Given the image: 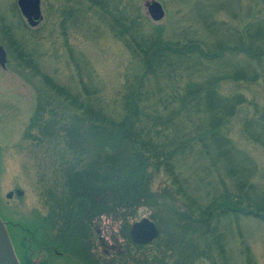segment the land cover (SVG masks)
Masks as SVG:
<instances>
[{
  "label": "rangeland",
  "instance_id": "374dc122",
  "mask_svg": "<svg viewBox=\"0 0 264 264\" xmlns=\"http://www.w3.org/2000/svg\"><path fill=\"white\" fill-rule=\"evenodd\" d=\"M149 1L41 0L43 18L31 26L18 0H0L8 54L0 65V214L12 221L15 250L26 235L47 261L36 242L44 233L65 251L51 252V264H92L89 253L98 264H183L182 253L186 264H264V0H157L165 10L158 21ZM157 39L219 56L158 49L151 66L146 50ZM203 87L238 102L235 112L213 120ZM133 89L127 135L148 159L142 165L126 146L93 142L123 122ZM39 111L47 123L30 125ZM216 124L221 140L208 128ZM114 167L132 174L133 193L116 196L114 185L85 193L97 177L108 185ZM19 188L23 195L7 197ZM216 199L263 216L210 217ZM145 216L160 233L135 246L128 230Z\"/></svg>",
  "mask_w": 264,
  "mask_h": 264
},
{
  "label": "trees",
  "instance_id": "16d2710c",
  "mask_svg": "<svg viewBox=\"0 0 264 264\" xmlns=\"http://www.w3.org/2000/svg\"><path fill=\"white\" fill-rule=\"evenodd\" d=\"M158 49H161V50H167L169 51L170 53H173V54H179L178 56H181V54H189V53H192V52H195V53H200L201 55L205 56V57H208V58H215L217 56H219V53H213L212 55H209L205 52H203L200 48H188L187 50H185L184 53L183 50H180V49H177V48H174L173 46L171 45H166V44H163V42L160 40V39H157L156 41L153 42V44L151 45V47H149L146 52H147V57H148V64H151V66H154L155 65V62H154V59L156 57L155 55V52H157ZM160 50V51H161ZM224 50V49H223ZM243 51H246V53H251L253 54L254 56H256L253 52L251 51H248V50H244V49H241ZM154 51V52H153ZM189 52V53H188ZM261 53H264V51H261ZM175 54V55H176ZM217 54V55H216ZM237 72L239 73V75L241 76V74L243 73V70H237ZM203 89H205V97H206V103H207V109L210 110L212 113V119L215 120V119H219V117L221 119L219 120H224V114H233V112H235L236 110V105L238 104L237 103H231L229 102L228 99H225V97H222V96H218V100L215 99L216 95L214 93V89L212 87H203ZM136 89H133L132 91V94L131 96L129 95V97H127L128 99L126 100L127 103H126V114L124 116V119H123V122L121 124H117L115 125V128L110 132V134L108 133L107 135H95L94 136V139H93V142L95 143V145L97 147H102V148H106L107 146L111 145V146H114V147H125L126 151L129 153V156L130 158L132 159L133 163L136 164V165H142V163H146L148 161L147 158H145L144 154H142L141 152H139L138 150L135 151V148L131 147L132 143L131 141H129V136L127 135V132L129 133V127H131L133 125V120L135 118V114H136V110H135V96L137 95V92L135 91ZM136 92V93H135ZM198 92V91H196ZM199 94H197L196 96H193L194 99H196L197 96H199ZM213 95V99L214 101L209 100V97ZM134 96V97H133ZM203 96V94H202ZM199 98V97H197ZM217 101H220L219 104H217L216 102ZM221 101L222 103L224 104V108L221 106ZM205 103V104H206ZM41 110V109H39ZM221 115V116H219ZM223 117V118H222ZM212 120V121H213ZM44 117H43V113L39 111V115H34L31 119V124L32 126H36V127H40L41 125L46 124L47 122H44ZM211 121V123H212ZM219 124V123H217ZM214 125V127L210 126L208 128H210V130L212 131V134L218 136V134L215 133L214 129L215 127L217 126ZM218 139L221 140V136H218ZM132 156V157H131ZM136 158H137V161H136ZM127 173V171L125 170H120L119 168L117 167H114L113 169V173H111L110 177H109V181H108V185L104 182L101 184L98 183V177L95 178V180H93V182H95V185H93V188L94 190L92 191H85V193H90V194H95L96 192H98V190H101L100 192L102 193H105L106 190L108 191L109 189H111V185H114V190H113V193L116 195V196H121L123 194V196H128L130 195L131 193H133L132 191H135L134 188H132V191L130 190L131 188V185L129 183H126V180L129 179L130 180V175L128 174H125ZM102 178H100L99 180H102ZM101 185V187L99 186ZM85 186L86 188L88 189L89 185L88 183L85 182ZM103 186V188H102ZM100 187V188H98ZM102 188V189H101ZM89 190V189H88ZM83 191V190H82ZM137 194L141 193L140 192V188L136 189ZM144 192V191H142ZM145 196L147 197H150L151 198V193L150 191L148 192H145ZM136 194V195H137ZM118 201L122 200V197H119L117 199ZM234 204V205H233ZM210 210H209V216L211 217L212 213H217L218 215H223V214H228V212H243L244 214H257V215H262L258 212H255L254 209L252 208H245V207H242L241 205H238V204H235V203H231V201H228V200H219V199H216L214 200L213 202L210 203V206H209ZM216 209V210H215ZM207 212V211H206ZM86 214L85 212V209H81V213H78V214ZM263 216V215H262ZM199 221H202V220H199ZM9 224L12 223V221H9L8 222ZM34 234V232L32 233ZM40 235V234H39ZM46 236V237H44ZM26 237V235H22L20 238H19V243H20V247H21V251L19 252L20 253V256L23 260V263L25 264H31L29 263V252H30V248L28 247L29 244H28V241H27V238H24ZM38 244L42 245L43 247H45L44 249L47 250V245L49 244V239L47 237V235H45L44 233L42 234V237L41 238H37V241H36ZM52 245L59 247L60 245H58L57 242H55L53 239L52 241L50 242ZM188 243V242H187ZM194 242L193 241H190L188 243V245H192ZM178 247V246H177ZM180 250L182 251V248L181 246L179 247ZM188 247L185 246V250L187 249ZM174 255H169V258L171 259ZM178 258L181 257V260L179 259V262L180 263H183V264H186L185 260H183V258H185V256L180 254L177 255ZM165 264V263H163ZM167 264V263H166ZM169 264V262H168ZM179 264V263H178Z\"/></svg>",
  "mask_w": 264,
  "mask_h": 264
},
{
  "label": "water",
  "instance_id": "95a60500",
  "mask_svg": "<svg viewBox=\"0 0 264 264\" xmlns=\"http://www.w3.org/2000/svg\"><path fill=\"white\" fill-rule=\"evenodd\" d=\"M19 8L22 14L27 19L31 26H36L43 18L41 9V0H18ZM148 12L152 19L158 21L165 15L163 5L157 1L152 0L147 2ZM8 54L5 47L0 44V65L7 67ZM23 195L22 189L12 190L7 193V197L11 198L13 195ZM159 228L155 221L150 217H143L132 224L131 236L136 243H150L159 236ZM0 264H21L20 259L15 250L7 222L0 214ZM36 264H41L40 262Z\"/></svg>",
  "mask_w": 264,
  "mask_h": 264
},
{
  "label": "flooded vegetation",
  "instance_id": "af4514ba",
  "mask_svg": "<svg viewBox=\"0 0 264 264\" xmlns=\"http://www.w3.org/2000/svg\"><path fill=\"white\" fill-rule=\"evenodd\" d=\"M97 216H98V214H97ZM7 222V221H6ZM9 225V223L7 222V226ZM16 227H18L20 230L22 229H24L25 227H23L21 224H16L15 225ZM131 228H132V225H131ZM131 228H130V230H128L129 231V236H130V239L133 241V244L135 245V246H141V247H143V246H145V245H147V244H150V243H136L133 239H132V236H131ZM26 229V228H25ZM27 230V229H26ZM96 231H97V234H98V238L100 239V241H101V245L103 246V250H104V253H105V255L106 256H108V257H110V255H112L113 254V251H114V248H113V246H109V244L108 243H106L105 241H104V239L100 236V233H101V229L99 228V227H97L96 228ZM24 238H27V240H28V237H24ZM49 244L47 245V261L46 260H44L43 258H41V256H40V252L38 251V250H36V249H34V248H32L31 250H30V252H29V263H31V264H36V263H38V262H40L41 264H51L50 263V261H48V258H51V252L53 253H55V254H59L60 256L61 255H63L64 254V252L65 251H62V250H59L58 249V247L56 246H54V245H52L50 242L52 241V237H50L49 236ZM94 242V241H93ZM130 243H131V241H130ZM132 244V243H131ZM29 247V246H28ZM66 250V249H65ZM88 253V252H87ZM17 255H18V257H19V259H20V262H21V264H25V263H23V260H22V258H21V256H20V253H18L17 252ZM88 256V260L92 263V264H98L97 262L95 263V262H93V260L94 261H96L95 260V258H94V254H91V253H89V255H87ZM96 258H97V260H98V258H99V256L98 255H96ZM108 261H110L111 262V259H109Z\"/></svg>",
  "mask_w": 264,
  "mask_h": 264
}]
</instances>
